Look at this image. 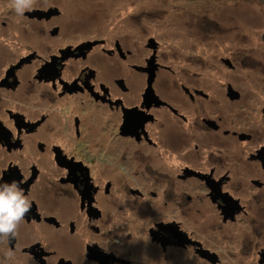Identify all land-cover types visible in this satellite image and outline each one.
I'll return each mask as SVG.
<instances>
[{"label":"flooded vegetation","instance_id":"af4514ba","mask_svg":"<svg viewBox=\"0 0 264 264\" xmlns=\"http://www.w3.org/2000/svg\"><path fill=\"white\" fill-rule=\"evenodd\" d=\"M155 1L105 25L115 0L0 10V182L30 201L0 264H264V55H235L249 30L225 27L264 21V0L187 14L230 38L219 65L238 77L197 70L167 28L182 14Z\"/></svg>","mask_w":264,"mask_h":264},{"label":"rangeland","instance_id":"374dc122","mask_svg":"<svg viewBox=\"0 0 264 264\" xmlns=\"http://www.w3.org/2000/svg\"><path fill=\"white\" fill-rule=\"evenodd\" d=\"M82 4H86L85 6L88 7L87 9H90L92 7L94 8H100L102 5L101 4H95L92 5V0H76ZM128 0H115V4L113 5H108L107 8L110 10V18H105V22H102L103 25L107 24L108 22H111L114 19V15L118 12L120 8H128V6H131L130 4H127ZM183 4H162L160 0H156L155 3H153V12L155 13H163V12H178L182 14V18L180 16L177 17L178 20L174 21L175 24H180L182 25L185 23V31L182 34L180 30L182 29L181 26L178 25V28L176 29V26H169L167 28L169 29H174L173 33L176 36V43L185 44V57L188 60H191V62L196 65L197 70H203L206 67H209L210 65H214L217 68V76L218 77H226V76H241L240 70L234 71L233 74H228V73H222L225 72V69L221 70L220 65H219V56H228L229 51L227 50L226 46L230 45V43H227V41L230 42V38L226 37V35H219V36H209L205 33V29L208 28L209 23L208 22H203L201 20H197V22L194 20L196 16H188L187 14H202L200 13L204 6H206L202 1H194V0H183ZM237 2V0H234ZM94 2L98 3V0H94ZM126 2V3H123ZM139 3V0H137ZM221 2V0H219ZM229 5L228 7L223 9L231 15L233 13V6L238 7V3H234L231 0H225L221 3ZM240 7L242 9V3H239ZM246 5H250L249 3H244ZM92 5V6H91ZM257 5V4H256ZM254 3L250 5V13H255L258 12V6H256ZM5 6H7V0H0V10H2ZM254 8H257L255 11ZM128 10V9H127ZM251 16V15H250ZM82 20H91V21H96V19H101L98 18L97 15H95L92 11H85L82 14ZM255 17V16H254ZM233 18V20H232ZM231 17L226 18L225 22V27H230L232 25V22L235 27H238L240 30H249V36L246 37H238V39L233 40L236 44L233 47V51L235 52V55L239 53V50L236 47H240L243 52L248 50L250 48H256L258 51H261V54L264 55V47H263V42L264 40L260 43L259 39L262 38L261 32L264 30V21L260 18L255 17L254 19H245L243 21H237L235 14L232 15ZM169 23L170 21H157V23ZM97 24V23H96ZM160 26V25H159ZM233 39L235 36L231 35ZM210 38L214 39V43L210 41ZM213 44L215 45L216 51H215V56L212 54V49H213ZM216 44L218 46H216ZM221 45V46H220ZM212 46V48H211ZM214 51V50H213ZM216 61V62H215ZM243 72H246L245 70L242 69ZM260 87H257L256 90L264 92V85Z\"/></svg>","mask_w":264,"mask_h":264},{"label":"clouds","instance_id":"9594fccd","mask_svg":"<svg viewBox=\"0 0 264 264\" xmlns=\"http://www.w3.org/2000/svg\"><path fill=\"white\" fill-rule=\"evenodd\" d=\"M30 8L31 0H13L12 9L18 16H23ZM29 207L30 201L18 183L0 182V237H14Z\"/></svg>","mask_w":264,"mask_h":264},{"label":"water","instance_id":"95a60500","mask_svg":"<svg viewBox=\"0 0 264 264\" xmlns=\"http://www.w3.org/2000/svg\"><path fill=\"white\" fill-rule=\"evenodd\" d=\"M232 91V90H231Z\"/></svg>","mask_w":264,"mask_h":264}]
</instances>
